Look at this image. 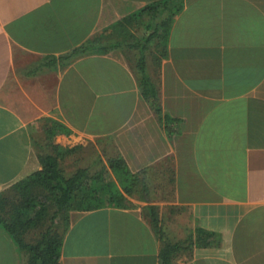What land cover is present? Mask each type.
I'll list each match as a JSON object with an SVG mask.
<instances>
[{
  "label": "crops",
  "instance_id": "crops-1",
  "mask_svg": "<svg viewBox=\"0 0 264 264\" xmlns=\"http://www.w3.org/2000/svg\"><path fill=\"white\" fill-rule=\"evenodd\" d=\"M48 155L138 178L57 212V264H264V0H0V194Z\"/></svg>",
  "mask_w": 264,
  "mask_h": 264
},
{
  "label": "trees",
  "instance_id": "trees-1",
  "mask_svg": "<svg viewBox=\"0 0 264 264\" xmlns=\"http://www.w3.org/2000/svg\"><path fill=\"white\" fill-rule=\"evenodd\" d=\"M144 95L154 102L149 86ZM87 172L81 167L66 176L56 157L48 155L41 160L40 170L16 184V198L0 194V226L26 252L28 264H57L60 237L53 223L57 212L119 205L124 194H132L138 185L137 174L120 157L109 158L107 167L92 175ZM28 234L31 240L26 241Z\"/></svg>",
  "mask_w": 264,
  "mask_h": 264
},
{
  "label": "rangeland",
  "instance_id": "rangeland-1",
  "mask_svg": "<svg viewBox=\"0 0 264 264\" xmlns=\"http://www.w3.org/2000/svg\"><path fill=\"white\" fill-rule=\"evenodd\" d=\"M92 155V154H91ZM92 158V157H91ZM88 160V159H87ZM86 163H88V162H84L82 165H84L85 166V164ZM101 167H107V165L105 166V165H101L100 163L98 164H90L89 165V167H88V174L89 175H92V174H94L95 172H97L98 170H100L101 169ZM110 177H112V178H114V176H112V174L110 175ZM38 236H39V234H38ZM36 238H38V237H35V239Z\"/></svg>",
  "mask_w": 264,
  "mask_h": 264
}]
</instances>
